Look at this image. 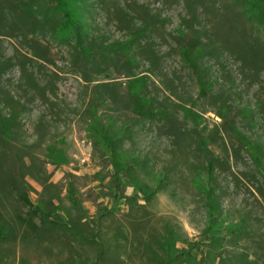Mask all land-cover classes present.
I'll list each match as a JSON object with an SVG mask.
<instances>
[{"label": "rangeland", "instance_id": "obj_1", "mask_svg": "<svg viewBox=\"0 0 264 264\" xmlns=\"http://www.w3.org/2000/svg\"><path fill=\"white\" fill-rule=\"evenodd\" d=\"M250 7V0H81L92 50L140 34L146 49L135 52L154 55L159 70L185 84L180 105L159 78L137 83L138 113L120 75L124 55L107 64L52 42L63 16L51 0H0V32L16 37L0 40L2 60L13 45L33 46L48 52L60 77L52 84L42 71L17 67L3 75L0 119L19 123L0 142V264H264V173L247 146L261 144L264 169V71L246 76L224 56L233 85L214 56H204L224 87L192 106L186 100L197 87L179 53L198 40L208 50L238 45L247 33L264 41V13L257 23ZM82 73L102 76L86 84ZM98 125L118 138L117 166ZM209 160L221 208L214 221L204 190Z\"/></svg>", "mask_w": 264, "mask_h": 264}, {"label": "trees", "instance_id": "obj_2", "mask_svg": "<svg viewBox=\"0 0 264 264\" xmlns=\"http://www.w3.org/2000/svg\"><path fill=\"white\" fill-rule=\"evenodd\" d=\"M38 1V0H34ZM56 4V10L58 13H60L63 16L61 23H56L55 27H53V34L51 37L52 42H59V41H67L68 45L78 50L81 57L84 59H90L96 57L101 58L105 61V63L108 64L110 59L116 55V53L122 54L127 59V69L126 72L120 74L122 78H126L129 82V90H130V97L131 100L135 102L136 109L138 113L141 112V103L144 101L140 97V88L138 87L137 83H141V85L147 81L150 78H159L158 83L162 86V89L168 94L169 99H173L177 103L184 104L185 102L182 100L180 94L185 92V84L181 83L179 84L174 76H168L164 72H162L163 67L161 66V69L159 70L158 67L162 64V62L156 58L154 55H152L150 58H143V56H139L135 52L136 49L138 51H144L145 47L142 46V41L144 36H141L140 34L136 35H129L127 36V39L124 41L119 42H113L112 44H109L108 46H105L103 48H100L95 52L90 48V33L87 32L86 28H91L89 21L86 20L84 17V14L80 10L81 6V0H51ZM27 5V3H26ZM251 7L246 10V12L249 15V18H253L257 23L261 22L262 15L264 13V0H250ZM32 6V5H31ZM26 6L29 10L33 8V6ZM33 16L34 13L32 12ZM39 20L35 16V20L37 24H42L43 20ZM39 22V23H38ZM44 23L49 24L47 20L44 21ZM140 31L145 30L144 27L140 26ZM264 34V27L261 30ZM178 34H180L182 37H185L184 31L181 29L176 31ZM197 35L200 36L198 31H194ZM247 40L245 42H238V45H235L233 43H225L221 42L220 45L214 44L212 50H208L211 45L208 46V44L203 43V41L198 40L194 44L191 43H183L179 49V53L181 55V61L184 63L185 66L190 69V77L195 83L197 87V93L195 96H192L186 100L187 103H190V105L195 106L198 98L195 99V97H201V98H209L211 94L215 91L217 87H224L219 85V81L221 79L220 76H215L212 74V67L205 63L204 56H208L209 54L211 56H214V59L216 60L217 66L222 67L223 69V75H226V79L233 85H235L226 70L227 67L222 62L224 56L230 55V57L236 62L240 63V68L242 73H245L248 70H252L257 73V75L264 71V41H260L258 38L253 37V33H247ZM0 40L6 39H14L15 36H8L5 35L4 32H0ZM219 43V39L216 40ZM213 45V44H212ZM135 52V54H134ZM48 52H39L37 48L35 47H28L26 48L25 44H18L17 46H12V54L8 56V59L2 60V57L0 56V91L4 87L2 83L3 75L5 72L13 67H17L20 70H27L34 69L36 71H42L41 73H44V75L48 78H51L52 84L55 83L60 77L59 73L56 70V66L52 60H50L47 57ZM100 54L99 56H97ZM161 63V64H160ZM116 67V66H115ZM156 69H158L160 72H156ZM102 75L100 76H87L85 74H81L80 79L86 83L91 84L93 82H96L95 79H100ZM161 76V78H160ZM247 76V75H246ZM245 76V77H246ZM150 77V78H148ZM164 77L166 79V82H164ZM224 77V76H223ZM224 77V78H225ZM104 80H112V77L104 74L103 75ZM223 91V90H220ZM13 99V98H11ZM170 99V100H171ZM11 103H13L12 100H10ZM18 105L21 103L19 100L15 101ZM143 106V105H142ZM152 109L155 108V105L151 103ZM228 108L222 104V110L225 112ZM153 112V110H151ZM2 113V112H1ZM153 117L154 114H151ZM221 116V114H218ZM0 119V131L4 134L1 143L4 144L9 142L11 140V131L12 127L17 126V120L15 118H10L9 120L3 118ZM7 117V116H6ZM224 119V115L221 116ZM96 119V118H95ZM97 121L98 119L94 120ZM19 123V122H18ZM101 130L104 128L101 125H98ZM243 134V133H242ZM101 135L104 139V147L107 150L108 154L112 157V162L115 166L122 163L121 155L118 153V138L116 136L110 135L108 130H102ZM238 135H241L240 133ZM201 145L204 146V142H201ZM250 150L253 151V158H254V164L255 167L264 173V169L261 163L260 154L262 151L261 144L247 145ZM18 151L15 152L17 154ZM17 156V155H16ZM23 169V166H21ZM215 171V164L212 160H209L206 166V176L208 177L209 184L207 185L204 190L206 191V206L207 210L209 212V216L211 221L215 220V214L216 212H221V208L216 205L217 203V196L215 189L213 187V172ZM260 195L263 198V195L260 193ZM264 199V198H263ZM145 200V198H144ZM43 211V210H42ZM5 238L4 235L0 232V243ZM9 252V251H8ZM183 256V255H181ZM178 256V257H181Z\"/></svg>", "mask_w": 264, "mask_h": 264}]
</instances>
